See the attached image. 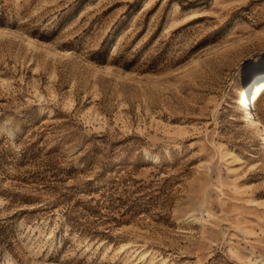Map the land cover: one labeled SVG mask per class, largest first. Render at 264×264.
<instances>
[{"label": "rangeland", "instance_id": "rangeland-1", "mask_svg": "<svg viewBox=\"0 0 264 264\" xmlns=\"http://www.w3.org/2000/svg\"><path fill=\"white\" fill-rule=\"evenodd\" d=\"M260 81L264 0H0V264H264Z\"/></svg>", "mask_w": 264, "mask_h": 264}, {"label": "bare ground", "instance_id": "bare-ground-1", "mask_svg": "<svg viewBox=\"0 0 264 264\" xmlns=\"http://www.w3.org/2000/svg\"><path fill=\"white\" fill-rule=\"evenodd\" d=\"M264 87V81L257 82L252 90L253 101L249 100V96L246 90H244L242 94V104L241 111L245 114V121L250 124H255L257 126V130L260 132L259 137L263 139L264 144V127L259 123L257 117L253 112V107L255 105L256 96L259 90Z\"/></svg>", "mask_w": 264, "mask_h": 264}]
</instances>
